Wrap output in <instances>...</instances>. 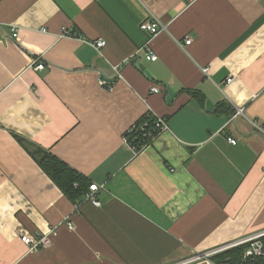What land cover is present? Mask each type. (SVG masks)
<instances>
[{
  "label": "crops",
  "instance_id": "obj_1",
  "mask_svg": "<svg viewBox=\"0 0 264 264\" xmlns=\"http://www.w3.org/2000/svg\"><path fill=\"white\" fill-rule=\"evenodd\" d=\"M148 114L168 130L134 155L123 137ZM50 229L44 249L19 239ZM262 233L264 0H0V264H215Z\"/></svg>",
  "mask_w": 264,
  "mask_h": 264
},
{
  "label": "built area",
  "instance_id": "obj_2",
  "mask_svg": "<svg viewBox=\"0 0 264 264\" xmlns=\"http://www.w3.org/2000/svg\"><path fill=\"white\" fill-rule=\"evenodd\" d=\"M140 29L147 33L149 37H153L156 34H158L160 31H163L165 28L159 24L155 20H146L140 25ZM66 36H72L68 33H65ZM11 36L13 39H16L18 37V31L15 29V27H11ZM191 40L186 39L184 41L183 46L190 45ZM93 47L97 49H101L105 46V41L102 39H99L92 43ZM150 61H155L157 59L156 55L153 53H149L146 57ZM36 70H42L44 65L41 63H38L34 65ZM202 72L205 74L206 70L203 69ZM231 79H227L226 83H230ZM152 92H157V89H152ZM241 111V110H239ZM151 115V114H150ZM152 116V115H151ZM154 121L151 123L150 128H148V123H143L139 126L133 125L124 135L123 140L124 143L131 149L132 153L134 155H138L140 152H142L144 149L148 148L152 141L157 137V135L163 131L168 130V127L162 118L154 117ZM135 131L139 132V136H133L132 133ZM231 144H234L235 142L233 140H229ZM99 186L97 185H90L89 186V193L86 196L87 200H90L92 204L95 206H99L98 201L96 200L95 194L99 190ZM68 228L71 229V225L67 224ZM56 235V229H50L47 232L44 233H22L19 235L20 241L28 247L30 251H36L40 248H46L50 246L51 239ZM264 237V233L257 235L255 237H252L250 239H246L243 241H239L237 243L228 244L224 247H221L219 249H216L210 253H207L206 256L213 255L214 253L226 249H231L234 247H237L239 245L243 244H249V247L244 251V259L247 258H255V257H262L264 256V245L261 242L260 238Z\"/></svg>",
  "mask_w": 264,
  "mask_h": 264
},
{
  "label": "trees",
  "instance_id": "obj_3",
  "mask_svg": "<svg viewBox=\"0 0 264 264\" xmlns=\"http://www.w3.org/2000/svg\"><path fill=\"white\" fill-rule=\"evenodd\" d=\"M154 118L148 114L136 122L135 126L148 123L150 128ZM133 136H139L140 131L132 133ZM18 142L24 145L23 141L18 138ZM25 146V145H24ZM36 152L41 153L39 150ZM34 155V154H33ZM32 155V156H33ZM42 169L52 179L54 184L60 191L73 203L78 204L82 201L85 193H89L90 183L84 179L80 174L71 168L64 165L49 153L43 152L39 160H37ZM264 245V237L260 238ZM249 247V244H243L221 254L215 255L210 259L215 264H264V256L244 259V251Z\"/></svg>",
  "mask_w": 264,
  "mask_h": 264
},
{
  "label": "rangeland",
  "instance_id": "obj_4",
  "mask_svg": "<svg viewBox=\"0 0 264 264\" xmlns=\"http://www.w3.org/2000/svg\"><path fill=\"white\" fill-rule=\"evenodd\" d=\"M194 1V0H193ZM68 223V222H67ZM262 242V241H261ZM240 246V245H239ZM221 248V247H220ZM40 249H42V248H40ZM44 249V248H43ZM231 249H233V248H231ZM228 250H230V249H226V250H221V251H218V252H216V253H214L213 255H210V256H208V257H213V256H215V255H218V254H221V253H223V252H225V251H228ZM199 259H201V258H199Z\"/></svg>",
  "mask_w": 264,
  "mask_h": 264
}]
</instances>
